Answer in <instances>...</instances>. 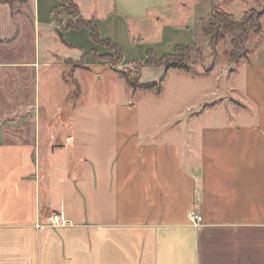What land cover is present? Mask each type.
Masks as SVG:
<instances>
[{
    "label": "crops",
    "instance_id": "1",
    "mask_svg": "<svg viewBox=\"0 0 264 264\" xmlns=\"http://www.w3.org/2000/svg\"><path fill=\"white\" fill-rule=\"evenodd\" d=\"M74 1L102 37L130 49L151 22L166 39L171 4L184 5L185 23L196 2ZM60 4L0 2V264H264V61L231 71L243 74L231 84L240 107L219 91L198 102L197 81L181 80L195 101L180 114L157 105L168 70L196 80L203 71L155 64L164 78L133 88L92 58L105 48L86 26L62 27ZM54 212L68 221L47 224Z\"/></svg>",
    "mask_w": 264,
    "mask_h": 264
},
{
    "label": "rangeland",
    "instance_id": "2",
    "mask_svg": "<svg viewBox=\"0 0 264 264\" xmlns=\"http://www.w3.org/2000/svg\"><path fill=\"white\" fill-rule=\"evenodd\" d=\"M262 2H264V0H196V2L192 5V17L187 18L188 20L185 23H181L180 20L185 16L186 8L183 7L184 5L182 4L177 6V3L171 4L169 10L173 19L171 20V23L167 24V26H165L166 24H163V33L165 32L166 39L161 41L156 39L158 32H156L155 24H152L151 22V26L149 23L146 24V32L142 34V38L139 40L140 46L130 49L126 40L125 42H121V47H119L122 52V60L125 61L126 65L113 61L114 51L105 44H101L104 46L105 52L101 54L96 53L94 56L92 55V58L104 59V61L112 67L120 68L122 72L124 71V73L126 72V74L132 77L135 75L137 62L146 58L148 49H152L157 56H160V54L165 51H172L176 41L183 43L191 41V39L195 38L194 48L193 46H190L187 49L185 48L178 52H180L189 65L193 66L192 68L203 71L202 73L204 76L201 78L199 77L196 80L195 76L190 77L189 75H186L184 71L172 68L168 70L164 78L161 66H156L155 64L150 63L141 66L140 80H144L145 82L152 81V79L158 80L159 77L162 76L164 80L160 93L161 100L157 103V105L168 110L174 108L175 110L173 112L180 110V114H183L186 111V106L190 105L189 103H194L195 101L192 97H190L189 93H185L187 92L186 89L183 93H179V90L181 91V89H179V86L182 83L181 80L197 81L196 84L199 89L202 88L204 91L198 102H209L212 98H214V94L219 91V101L225 100L226 102H231L235 106L240 107L243 104V101L239 98V95L241 94L240 88L234 89L238 86H232L231 84L240 83L243 78V74L238 72L235 77H231L230 74L232 73L231 71L238 69L239 66L243 65L247 61H253L251 64L264 61V9L260 16L261 30L258 33L250 35L249 40L245 43V50H241L238 53L236 61L230 60L228 55L230 46L229 41L232 33L220 31L215 50H212L208 41V36L202 32L201 22L208 19L213 7H218L228 11L232 13L235 18H239L245 10L251 7L259 8ZM57 11L56 18L58 20L60 18H64V20L67 21L69 18H75L74 15H67L63 7L59 8ZM194 15L198 17L201 16L197 25ZM198 25L201 29H199ZM125 28L126 27L124 26L122 31H124ZM108 57L112 60H109ZM75 61L78 63L82 60H67L69 64L74 63ZM213 70L214 73H212ZM206 72H208V74ZM153 89L155 90V88ZM147 90L148 91H144L145 93L140 94V99L138 100L140 110L142 111L151 109V88ZM176 96L178 101L173 100ZM176 102H179L177 106L175 105ZM184 103L187 104L184 105ZM197 104L198 103L196 102V105ZM219 110L223 111L225 109L220 108ZM164 114L169 115L170 113L168 111Z\"/></svg>",
    "mask_w": 264,
    "mask_h": 264
},
{
    "label": "trees",
    "instance_id": "3",
    "mask_svg": "<svg viewBox=\"0 0 264 264\" xmlns=\"http://www.w3.org/2000/svg\"><path fill=\"white\" fill-rule=\"evenodd\" d=\"M13 0H0V2H12ZM24 1V0H20ZM59 6L54 9V16L57 17V10L61 7L65 10L66 14L74 15L73 18H69L64 26V28H75L80 26H86L89 31L92 39L99 44L108 45L114 51L113 61L120 62L122 60V52L121 48L117 43L111 40L108 37H102L99 33V29L97 26V22L93 17L86 18L83 17L79 12V7L74 0H61ZM264 9V2L261 3L260 7H251L245 10L241 17L235 18L232 13L220 9L218 7H213L211 10V14L207 20H201V28L202 32L208 36L209 43L212 47V50H215L218 35L220 31L222 32H231L232 35L230 37V46L228 50V55L230 60H237L238 53L242 50H245V43L249 40L250 35L253 33H258L261 30V21L260 16ZM59 35L60 30H59ZM194 48V43L181 45L177 44L171 52L162 53L160 56L152 50H147V56L144 60L137 62V69L135 70V75L130 77L126 72L124 73L125 79L127 82L133 87H149L151 85L157 84L156 81H147L140 82V69L142 65L145 64H162L165 68L171 66H178L183 68H189L188 62L185 61L183 56L180 54V50L187 49L188 47ZM199 50V48H198ZM96 53L93 54V56ZM107 58V57H106ZM109 60H112L108 57ZM115 59V60H114ZM78 60H82L78 63L76 61L71 63L72 66L83 64L84 58L81 57ZM82 62V63H81ZM114 63V62H113ZM74 88L73 93L78 94L80 91L79 85L76 80L73 81Z\"/></svg>",
    "mask_w": 264,
    "mask_h": 264
},
{
    "label": "built area",
    "instance_id": "4",
    "mask_svg": "<svg viewBox=\"0 0 264 264\" xmlns=\"http://www.w3.org/2000/svg\"><path fill=\"white\" fill-rule=\"evenodd\" d=\"M189 217L194 224H197L201 220V215L197 214L195 211H191ZM67 221V219L63 218L61 212L50 213L46 217V223L51 225L63 224Z\"/></svg>",
    "mask_w": 264,
    "mask_h": 264
}]
</instances>
